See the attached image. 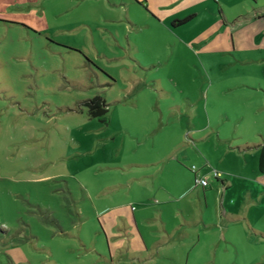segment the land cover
Wrapping results in <instances>:
<instances>
[{"label":"rangeland","instance_id":"rangeland-1","mask_svg":"<svg viewBox=\"0 0 264 264\" xmlns=\"http://www.w3.org/2000/svg\"><path fill=\"white\" fill-rule=\"evenodd\" d=\"M138 1L147 8L136 0H0V264H130L109 257L101 209L130 193L124 211L142 220L144 235L180 237L186 226L175 200L195 184L191 167L204 175L229 167L244 137L263 139L264 19L261 33L244 23L229 31L263 0H221L215 36L219 0ZM196 5L189 23L161 21ZM98 94L110 104L106 121L83 105ZM241 191L235 184L226 198L213 181L207 206L197 196L189 203L197 244L189 264H264V201ZM225 201H242L239 219L224 217ZM250 202L261 228L247 216Z\"/></svg>","mask_w":264,"mask_h":264},{"label":"crops","instance_id":"crops-1","mask_svg":"<svg viewBox=\"0 0 264 264\" xmlns=\"http://www.w3.org/2000/svg\"><path fill=\"white\" fill-rule=\"evenodd\" d=\"M141 5L147 8L146 1H138ZM261 2L258 0L257 4ZM219 4L223 6V9L220 7L218 14H215L214 17V24H216L217 28L213 36L215 34H219L221 31V20L220 18H224V3H222L221 0H219ZM235 7L242 6V7H248L246 0H239L236 3H233ZM200 5V4H199ZM196 5L193 9L189 10L182 18L185 19L190 16H193L187 23L195 20L197 18V10L196 8H202V6ZM263 5V6H262ZM260 6H256L252 13H246L245 16L239 18V23H237V29L236 27H232L230 30H234L235 32L241 31L244 26L246 28H249L250 31L255 32V34L261 33L262 28L260 27V24L257 22L258 18L264 19V0L263 3ZM154 13H156L159 16L158 8L150 7ZM203 8H210L209 5L207 7ZM212 8V7H211ZM178 17H167L166 19L162 18V22L165 25H171V27L176 28L180 27L183 24L174 23L175 20H180ZM244 23V26H241ZM186 24V23H184ZM207 27L206 30H208ZM241 29V30H240ZM208 33L205 31V35ZM235 34V33H234ZM199 35H204V33H201ZM210 36L211 34L208 33ZM235 38V36H234ZM228 40V39H226ZM236 40V39H235ZM263 107H259V110H261ZM257 109H255L256 111ZM258 115H262V113ZM225 116V115H224ZM228 118V117H227ZM225 117V119H227ZM235 120H238L237 122H241L239 120V117H236ZM209 121H212V117H209ZM259 134V133H258ZM257 133H254V139L255 141H252V139H248L244 137L242 141L246 142V146L239 147V151L237 149H234V153L236 155H239V158H236V160H233L231 165L229 167H223L220 166V170L223 173V176L221 179H215L211 178V185L209 187L203 188L201 186L194 187V184L189 183L188 186L184 187V189L181 191L179 198L175 200V203L180 208V212L183 214L184 218V224L186 228H183L182 235L180 237L177 235L176 232L168 231L167 229H163V231H160L159 229H154V231H150L147 235H144L141 227L145 226L143 225L141 219H137V216L133 215V212H125L124 208H128L129 204L132 201L129 198H131L132 194H126L125 198H122V201L117 202V204L113 207L105 206L103 209L99 211L100 218L103 220L102 225L103 229L102 231L105 232V234L108 237V240L110 242V255L109 257L113 261L115 258H119L120 260L118 262H124V263H130V264H189L191 263V253L192 249L196 247V243L193 241V235L190 233V228L188 226L191 225L192 221L189 220L188 215L186 213L187 206L189 203H194L196 201V198L198 197L200 200V206L203 208L207 206L208 200H207V194L206 191L208 189H212L213 187V181L216 182V184L219 186V189L223 191V196L227 198V195L231 188L237 184L238 186L242 187L243 191H241V194H248L249 198L251 200H257V201H264V176H262L261 173H264L260 171L259 167V156L260 152L264 146V135L262 136V140H258ZM250 144V145H249ZM252 144V145H251ZM247 150H250L248 152ZM242 152H243V158H242ZM235 155V156H236ZM160 161L155 162L154 164H158ZM207 168V167H205ZM211 171V170H210ZM226 173L230 175V178H226ZM195 174V173H194ZM199 175L207 176V174H201V171L199 169L198 172ZM244 174V175H243ZM197 174H195L196 177ZM209 175V174H208ZM245 176V177H243ZM135 185V184H133ZM132 187V186H131ZM149 188V187H148ZM155 189V187H154ZM197 190V191H196ZM156 191V189H155ZM160 191H163L160 190ZM165 193V191L163 192ZM196 193V194H195ZM115 194V198H116ZM107 196V195H105ZM104 196V197H105ZM194 196V197H193ZM197 196V197H196ZM127 198V199H126ZM242 198V197H241ZM136 199V197H135ZM227 200V199H226ZM143 200H139L141 202ZM226 205L223 206L221 203V211L223 212L224 217L227 220H236L239 219L240 214V206L242 204V201L240 202V205L237 207L235 205V202L232 204L230 202L225 201ZM168 203L164 202L162 204V207L167 205ZM160 205V202L156 200V202L153 204L154 207H158ZM247 216H249L250 221L252 222L253 226H256L258 228H261L258 224V220L256 221L255 217H251L249 214V211H251L252 208H255L254 202H250L247 206ZM113 210H115L113 212ZM113 212V213H112ZM160 212L162 213L163 210L160 209ZM159 218L163 222L164 214L162 213ZM148 220V219H147ZM153 220L157 221L158 219L156 217L153 218ZM255 220V221H254ZM201 221L205 223L207 221V216L205 215V218L202 217ZM196 222V221H194ZM165 223V222H164ZM212 224V223H210ZM209 223H205L206 226L210 225ZM107 226L110 227V229H107ZM169 232V233H168ZM148 236V238L153 239L154 241L152 243H147L146 238L144 237ZM196 244V245H194ZM107 255H103V258H107ZM201 260V258H199ZM263 257L257 258L255 260H261ZM196 260V258H195ZM202 257V261H203ZM205 262H210V259L206 260ZM259 263V262H258Z\"/></svg>","mask_w":264,"mask_h":264},{"label":"trees","instance_id":"trees-1","mask_svg":"<svg viewBox=\"0 0 264 264\" xmlns=\"http://www.w3.org/2000/svg\"><path fill=\"white\" fill-rule=\"evenodd\" d=\"M193 16L185 19L175 20L174 23L184 24L187 23ZM83 105L88 108V112L92 117H99L100 119L106 121L109 115V103L103 97V95H96L93 98L83 101ZM259 167L260 171L264 172V146L260 152L259 156Z\"/></svg>","mask_w":264,"mask_h":264},{"label":"built area","instance_id":"built-area-1","mask_svg":"<svg viewBox=\"0 0 264 264\" xmlns=\"http://www.w3.org/2000/svg\"><path fill=\"white\" fill-rule=\"evenodd\" d=\"M191 170L197 174L196 177H195V184H194V187H203V188H206V187H209L211 185V179L210 177L212 178H215V179H221L222 176H223V173L219 170H212L210 172L209 175H205V176H202V175H199L198 172H199V169L196 167V166H192L191 167Z\"/></svg>","mask_w":264,"mask_h":264}]
</instances>
